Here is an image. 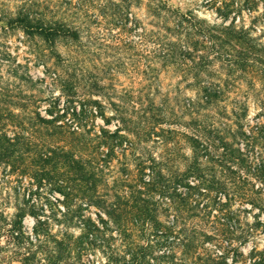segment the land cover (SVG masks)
<instances>
[{
	"label": "rangeland",
	"instance_id": "374dc122",
	"mask_svg": "<svg viewBox=\"0 0 264 264\" xmlns=\"http://www.w3.org/2000/svg\"><path fill=\"white\" fill-rule=\"evenodd\" d=\"M132 1L128 15H116L118 0H0V17L29 11L54 20L74 21L82 30L81 39L61 43L57 55L39 36L27 35L21 29L0 28V108L17 113L36 109L46 117L67 112L65 121L71 122L74 118L70 112L75 105L80 109L85 95L98 99L100 111L83 116L86 126L78 131L100 136L87 144L75 133L73 138H66L65 147L100 158L102 178L98 190L107 200L114 199V179L123 173L130 177L148 174L152 163L165 173L184 170L193 155L194 133L216 134V129H221L219 111H245L248 115L241 130L248 137L230 140L232 156L240 158L222 171L216 167V177L229 181L228 193H220L217 199L221 203L214 197L201 198L208 206L196 226L197 237L175 246L169 259L165 254L170 245H164L160 236L137 229L130 236V247L115 231H107L106 237L114 235L110 243L82 252L78 250L84 245L79 226L69 227L68 234L63 235L62 224L52 223L49 230L54 235L36 240V219L31 214L23 218L28 237L22 243L8 234L18 207L34 205L49 214L50 200L63 195L52 191L50 185L37 186L29 174H22L24 168L20 166L13 173L9 166H1L0 264H113L124 254L142 264H264L262 204L233 194L241 187L247 193L260 188L264 191V0H167L195 10L210 23L243 27L248 30L247 39L257 43V58L249 49L244 71L230 74L228 80L237 79L236 86L226 90L217 104L201 111L195 107L198 96L191 76L184 77L175 65L165 64L156 54L155 35L164 31L148 14L147 0ZM221 65L217 62L214 66L216 79L227 77L228 69ZM233 119L231 115L224 118L232 132L236 129ZM77 120L71 130L76 128ZM33 129L27 128L29 134ZM5 130L9 135L15 132L12 125ZM104 130H118L111 155L107 153L110 146ZM32 137L50 139L46 129L33 132ZM193 193L191 190L194 197ZM97 211L90 206L84 213L99 222ZM171 216L161 204L159 219L167 223ZM186 226L189 231L193 229L189 221ZM21 244L24 247L20 248Z\"/></svg>",
	"mask_w": 264,
	"mask_h": 264
},
{
	"label": "trees",
	"instance_id": "16d2710c",
	"mask_svg": "<svg viewBox=\"0 0 264 264\" xmlns=\"http://www.w3.org/2000/svg\"><path fill=\"white\" fill-rule=\"evenodd\" d=\"M132 3V0H118L114 13L128 15ZM146 6L148 14L164 31L162 35H155L157 56L162 57L165 64L175 65L184 77L191 76L198 96L195 107L199 111L217 104L226 90L236 86L237 79H233L234 82L228 79L235 72L244 71L249 49L253 58H257V43L255 39H247L248 30L243 27L233 23H210L197 15L195 10L183 9L167 0H147ZM0 21V28L4 31L21 29L27 35L39 36L57 55H60L57 48L61 43H74L82 37V30L74 21L54 20L29 11L20 10L2 16ZM217 62L222 64L221 67L228 69L225 79L215 78L213 69ZM83 98L80 100V109L75 105L72 112L68 110L74 118L71 122H68L69 119L65 121L67 112L46 117L36 109L17 113L0 108V167L9 166L10 173H13L20 166L24 168L21 170L22 174H29L37 186L50 185L52 191H59L63 195V198L55 197V201L50 200L52 211L49 214L45 209H36L34 205L18 207L8 234L17 243H22L23 239L28 237L23 228V218L26 214H31L36 219L33 228L36 240L54 235L49 230L52 223L62 224L63 235L68 234L69 227L76 225L82 230L80 242H84L78 250L84 252L95 245L104 246L110 243L108 241L114 239V231L117 237L130 247L133 245L130 236L133 230L137 229L148 232L150 236H160L164 245H170L165 254L169 259L175 246L197 237L196 226L204 217L208 206V202L202 204L201 198L214 197L217 203H221L217 199L220 193H228L229 181L216 177V167L222 171L224 166L230 167L231 161L240 158L238 155L232 156L230 140L248 137L244 129L241 130L243 120L247 119L248 114L245 111H232L231 114L219 111L221 129H216V134L211 131L206 135L194 133L191 137L193 143L195 142L193 155L184 170L176 169L165 173L161 166L152 163L148 167V174L130 177L123 173L114 179V199L107 200L98 190L102 178L98 161L100 158L77 154L71 147L73 144H70L71 148L65 147L66 138H73L75 133L81 135L87 144L100 136L97 133L85 135L78 131L86 126L87 121L84 122L82 117L94 115L100 111L101 106L99 100L91 95H85ZM238 101H235V104H238ZM242 104L244 105V102L240 103ZM236 106L240 108L239 105ZM87 109H90V114H87ZM48 111L53 112L52 109ZM229 115L234 117L236 129L233 132L224 121ZM76 119V128L71 130L70 127L75 125L73 122ZM7 125H12L15 129L13 135H9L5 130ZM27 128H34L33 132L46 129L50 139H33V132L29 134ZM117 132L118 130L113 133L104 130L106 144L110 146L107 152L109 155L115 151L113 137L118 136ZM120 142L121 145L122 140ZM237 151L241 154L239 148ZM262 178L264 180V177ZM193 180H196V183H193ZM241 188L233 191V194L244 199L258 200L264 210L262 188L252 193H247ZM191 190L194 191L193 194L196 193L194 197ZM254 193L260 195L256 197ZM155 195H158L157 199ZM159 198L165 199V202L161 203ZM161 204L163 209L172 215L167 223L158 217ZM90 206H95L98 210L96 214L99 222L84 213ZM187 221L193 225L190 231L186 226ZM107 231H112L108 237ZM19 247L24 246L21 244ZM113 264L142 263L133 256L127 258L124 254Z\"/></svg>",
	"mask_w": 264,
	"mask_h": 264
}]
</instances>
